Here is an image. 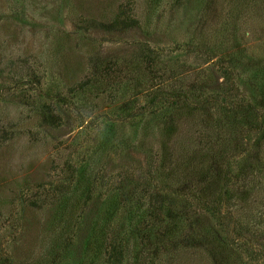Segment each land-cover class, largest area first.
<instances>
[{
  "label": "rangeland",
  "instance_id": "374dc122",
  "mask_svg": "<svg viewBox=\"0 0 264 264\" xmlns=\"http://www.w3.org/2000/svg\"><path fill=\"white\" fill-rule=\"evenodd\" d=\"M259 87L264 0H0V264H264Z\"/></svg>",
  "mask_w": 264,
  "mask_h": 264
},
{
  "label": "trees",
  "instance_id": "16d2710c",
  "mask_svg": "<svg viewBox=\"0 0 264 264\" xmlns=\"http://www.w3.org/2000/svg\"><path fill=\"white\" fill-rule=\"evenodd\" d=\"M258 93H259V97L257 98V100L259 102L258 106H257V102H256L257 100L256 101L253 100V103L247 101V102L237 104L239 106H237L234 109V112L232 111L233 107H230L229 110H227V111H228L231 119L233 120L235 118V120L238 122L239 127L241 128V131H244V135H246L248 133V131H251V132L256 134L255 136L257 137L258 140L264 141V88L259 87ZM235 143L237 146V142H235ZM238 143L240 144V142H238ZM242 147H243L242 152H244V151L246 152L247 146L242 145ZM228 150H229V148H228ZM244 157H246V154H244ZM221 167H222V169H221L222 173L218 175V173L216 172V175L219 176V178H217V180H216L215 187H213V186H210L208 188L206 187V190L210 193L208 194L207 198L204 197V201H206V199H207V202H203L202 205H207V204L208 205L209 204L216 205L217 202H219L221 199L227 197L226 195H227L228 191H227L225 186L228 184V181L230 180V174H229L231 171L230 170V161H225ZM238 173H240V172H238ZM240 174L243 175L242 173H240ZM235 227L236 226H233L231 229H235ZM238 228H242V227L238 226ZM144 229L148 231L149 227H145ZM226 229H228V226ZM147 231L142 233V234H144L145 237H147V234H148ZM238 232L236 234L237 239L240 237H243L241 234L242 232L240 230ZM224 235L227 236V239H231V242L233 241V238L229 236L231 234H228L225 232ZM218 236H219V233H218ZM149 241L150 240H147V242H149ZM225 241H226V238L225 239L221 238V240L219 241V244L221 245V247ZM240 241H242V243H244V244L246 243V242H244V238H243V240L240 239ZM145 243H146V241H145ZM149 244H150V242H149ZM113 248L115 249V247H113ZM222 248L226 249L225 247H222ZM257 251L263 252V255H264V248H262L261 250H257ZM245 252L247 255H249L250 253L254 254L255 250L252 249L251 246H248V249L245 250Z\"/></svg>",
  "mask_w": 264,
  "mask_h": 264
}]
</instances>
